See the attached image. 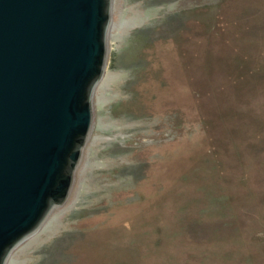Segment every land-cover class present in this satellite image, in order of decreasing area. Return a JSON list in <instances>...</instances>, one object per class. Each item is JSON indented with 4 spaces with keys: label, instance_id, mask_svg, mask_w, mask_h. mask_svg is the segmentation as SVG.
Here are the masks:
<instances>
[{
    "label": "rangeland",
    "instance_id": "374dc122",
    "mask_svg": "<svg viewBox=\"0 0 264 264\" xmlns=\"http://www.w3.org/2000/svg\"><path fill=\"white\" fill-rule=\"evenodd\" d=\"M4 264H264V0H111L67 197Z\"/></svg>",
    "mask_w": 264,
    "mask_h": 264
},
{
    "label": "water",
    "instance_id": "95a60500",
    "mask_svg": "<svg viewBox=\"0 0 264 264\" xmlns=\"http://www.w3.org/2000/svg\"><path fill=\"white\" fill-rule=\"evenodd\" d=\"M110 13L111 0H0V264L67 197Z\"/></svg>",
    "mask_w": 264,
    "mask_h": 264
}]
</instances>
